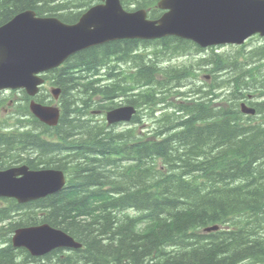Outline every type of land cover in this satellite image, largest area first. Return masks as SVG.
<instances>
[{
	"label": "trees",
	"instance_id": "1",
	"mask_svg": "<svg viewBox=\"0 0 264 264\" xmlns=\"http://www.w3.org/2000/svg\"><path fill=\"white\" fill-rule=\"evenodd\" d=\"M158 1L128 0L152 18L161 14ZM94 3L0 0V27L27 10L74 24ZM158 42L167 51L163 56L191 49L176 37ZM150 43L112 41L76 53L53 76L62 88L60 124L49 128L33 117L37 131H19L17 125L15 133L0 132L4 158L32 169H62L69 177L63 191L45 199L27 204L6 200L0 209V264H264L263 123H243L236 105L217 110L204 103L179 105L184 115L166 117L146 139L136 129L117 134L89 118L92 109L110 110L120 94L130 91L114 59L137 71L139 87L150 85L130 100L137 107L152 105L158 89L171 92L188 79L185 72L161 71L148 53L137 52ZM218 58L222 66L223 57ZM232 61L225 66L227 89L239 88L240 95L256 91L239 79L241 73L252 79L255 69ZM161 72L169 79L161 80ZM256 82L264 88V79ZM38 101L44 103V97ZM24 111L30 114L28 106ZM259 112L264 115L263 108ZM42 135L56 136L58 142ZM160 137L164 139H156ZM41 223L66 231L83 247L33 257L25 249L15 250L10 237L4 241V228L11 236L23 226ZM216 224L222 231L201 232Z\"/></svg>",
	"mask_w": 264,
	"mask_h": 264
},
{
	"label": "water",
	"instance_id": "2",
	"mask_svg": "<svg viewBox=\"0 0 264 264\" xmlns=\"http://www.w3.org/2000/svg\"><path fill=\"white\" fill-rule=\"evenodd\" d=\"M75 25L57 18H39L27 11L0 28V89L25 88L35 96L43 80L37 75L57 68L69 57L93 46L122 39H156L168 35L192 39L202 46L242 44L245 39L264 35V0H163L170 10L159 21H149L145 11L127 13L119 0H103ZM56 96L60 90L54 91ZM33 114L49 125H57L54 108L31 105ZM134 108L108 114L110 123L129 121ZM245 113L254 114L252 109ZM66 184L61 170L30 171L28 167L0 171V197L28 203L60 192ZM216 230L213 228L211 231ZM14 244L41 257L56 249H80L82 244L63 230L43 224L20 228Z\"/></svg>",
	"mask_w": 264,
	"mask_h": 264
},
{
	"label": "bare ground",
	"instance_id": "3",
	"mask_svg": "<svg viewBox=\"0 0 264 264\" xmlns=\"http://www.w3.org/2000/svg\"><path fill=\"white\" fill-rule=\"evenodd\" d=\"M120 73V72H119ZM120 78L123 80V79H125V77L122 75V73H120ZM117 79L119 80V78L117 77ZM121 81V80H120ZM186 87L185 88H189V86H187V85H185ZM177 88H178V86H174V90H177ZM257 90L256 91H244L241 95H240V89H238L237 90V92H236V95H235V97H230L229 98V100L232 102V103H238L241 99H243L244 97L245 98H249V97H254V96H256L257 94H263L264 93V91H261V89L263 88V87H255ZM143 90V89H142ZM192 90V92L190 93V95L192 96V98H194L195 97V99L196 98H200V99H202L201 98V96H200V93L202 92V90L200 89L199 91H197V88H192L191 89ZM164 91V90H163ZM197 92L199 93V96L197 95ZM126 96V99H131L132 97H131V95H124V97ZM146 107H147V105L146 104H140L139 106H138V112H139V120H145L146 118H147V116H148V114L145 112V109H146ZM264 113V112H263ZM263 115V114H262ZM259 123H262V122H259ZM258 122H257V124H259ZM264 124V123H263ZM28 127L29 126H31V124H28L27 125ZM119 125L118 124H114L112 127H108V130L109 129H112V130H115L116 132H117V134H120V133H124L125 131H128V130H133V129H136L135 127H130V128H128V129H122V130H120L119 132H118V129H119ZM158 126H155V127H151L150 128V135L152 136L153 135V133H154V131H155V128H157ZM137 134H138V132H137ZM139 135V134H138ZM150 135H148V136H150ZM14 158H12V157H6V158H2V163L7 167V166H9V162L11 161L12 162V164L13 165H18V162H15L14 160H13ZM65 180L67 181V183L69 182V177H68V174H67V172H65ZM65 189V187L61 190V191H63ZM26 217V216H25ZM43 224H48V223H41V224H37V225H31V226H23V227H21V228H31V227H36V226H40V225H43ZM4 227H5V225H4ZM213 228H216V230H213V232L212 233H214V232H218V230L219 231H222V229H223V227L221 226V225H218V224H216V225H211V226H208V227H205L204 229H202L201 230V232L203 231V230H208V231H211ZM2 232H3V234H4V241H6V239L7 238H9L10 237V239H11V244H12V247L15 249V250H19V248L14 244V242H13V240H14V235H15V232L10 236V235H8L7 234V230L4 228V229H2ZM3 241V240H2ZM2 245H5V243H3ZM83 247V246H82ZM64 250H66V251H75V250H78V249H75V248H63ZM246 262H244V263H242V264H245Z\"/></svg>",
	"mask_w": 264,
	"mask_h": 264
},
{
	"label": "rangeland",
	"instance_id": "4",
	"mask_svg": "<svg viewBox=\"0 0 264 264\" xmlns=\"http://www.w3.org/2000/svg\"><path fill=\"white\" fill-rule=\"evenodd\" d=\"M133 6H130L129 8H132ZM236 50L235 49H232V48H222V49H219L218 50V52L219 53H223V54H229V53H232V52H235ZM184 60L183 59H181L179 62H183ZM174 65H177V61L175 60V62L173 63ZM239 64V63H238ZM213 67V66H212ZM214 67L216 68V71L218 72V81L221 83V84H223L224 82H225V78L226 79H229V77L227 76L228 74H229V70L226 68V67H223V66H219V65H217V64H214ZM209 68H211L210 66H209ZM255 74H256V76L255 77H253V79H259V80H262V79H264V68H261V71H258V70H256L255 69V72H254ZM230 75V74H229ZM243 78V73H241L240 75H239V79L241 80ZM187 84V86H189V88H185L186 85ZM235 85V84H234ZM155 87V86H154ZM197 88V91H199L201 88L193 81V79H192V77L190 76V75H188V79H186L185 81H184V83H183V85H178V88H177V90L178 89H181V90H183L184 92H185V94L187 95V96H191L190 95V93L192 92V88ZM141 88L143 89V90H147V89H149L150 88V85H146V86H143V85H141ZM130 91L128 92V91H126V93H128V95H131V99H133V94L134 93H137V92H135V90H131V87L130 88H128ZM239 88H234V89H232L233 90V92L231 93V96H232V98L233 97H235V95H236V92H237V90H238ZM162 89H158V93H157V95L159 96L158 98H162V97H164L166 94L164 93V91L162 90ZM174 90V89H173ZM202 90V89H201ZM228 90H230V89H228ZM228 90H224L223 91V93L225 94V96H227V97H229V92H228ZM231 90V91H232ZM8 94V93H7ZM166 99H169V100H172V101H174V102H176L177 101V99H176V97H169V98H167V97H164L163 98V101L164 100H166ZM123 100H128V99H126V96L125 97H121L120 99H118L117 101L118 102H120V101H123ZM148 115H151V114H153V112H152V110H149V111H147L146 112ZM6 116L5 115H1L0 116V118L2 119V118H5ZM178 118L180 117V116H177ZM176 117V118H177ZM92 121L94 120V118L93 117H89ZM176 120H178V119H176ZM163 121H161V122H158L157 123V126H159V124L160 123H162ZM147 123V125L146 124H142V125H140L141 126V131H144L145 133H149V131H150V128H148L149 127V125H150V122H146ZM126 128H128V126H124V125H122V126H120L119 127V129H118V132L120 131V130H122V129H126ZM2 206L3 205H7V203L6 202H4V203H2L1 204ZM262 233V232H261ZM261 233L260 234H258L257 233V236H259V235H261ZM0 239H2L1 237H0ZM3 240V239H2ZM0 242H1V240H0ZM245 264H250L249 262H246Z\"/></svg>",
	"mask_w": 264,
	"mask_h": 264
},
{
	"label": "flooded vegetation",
	"instance_id": "5",
	"mask_svg": "<svg viewBox=\"0 0 264 264\" xmlns=\"http://www.w3.org/2000/svg\"><path fill=\"white\" fill-rule=\"evenodd\" d=\"M261 96H263V97H264V93H263ZM244 101H246L248 104H252L251 102H253V101H254V98L252 99L251 97H249V99H248V100H244ZM29 127H32V125H31V126H29ZM13 166H17V165H13V164H12V162L10 161V162H9V166H7V167H13Z\"/></svg>",
	"mask_w": 264,
	"mask_h": 264
}]
</instances>
